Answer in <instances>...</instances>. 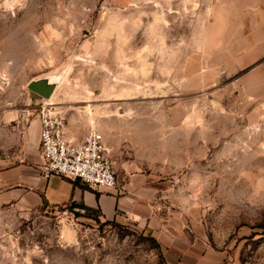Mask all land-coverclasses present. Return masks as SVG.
<instances>
[{
    "label": "rangeland",
    "instance_id": "rangeland-1",
    "mask_svg": "<svg viewBox=\"0 0 264 264\" xmlns=\"http://www.w3.org/2000/svg\"><path fill=\"white\" fill-rule=\"evenodd\" d=\"M47 78L137 206L0 201V264H264V0H0V171L39 164Z\"/></svg>",
    "mask_w": 264,
    "mask_h": 264
},
{
    "label": "built area",
    "instance_id": "built-area-1",
    "mask_svg": "<svg viewBox=\"0 0 264 264\" xmlns=\"http://www.w3.org/2000/svg\"><path fill=\"white\" fill-rule=\"evenodd\" d=\"M38 119L43 174L78 179L89 187L116 186L115 170L99 128L90 126L80 137L70 136L64 129V115L50 103L40 106Z\"/></svg>",
    "mask_w": 264,
    "mask_h": 264
},
{
    "label": "crops",
    "instance_id": "crops-1",
    "mask_svg": "<svg viewBox=\"0 0 264 264\" xmlns=\"http://www.w3.org/2000/svg\"><path fill=\"white\" fill-rule=\"evenodd\" d=\"M264 89V88H263ZM38 127L35 130V143L38 144ZM38 165L15 164L0 171V201L17 200L33 206L44 202L61 205L69 202L95 209L106 219L122 220L121 215L131 214L137 206L135 195L120 194L111 189L89 187L80 180L57 174L45 175L42 172V157L36 159Z\"/></svg>",
    "mask_w": 264,
    "mask_h": 264
},
{
    "label": "bare ground",
    "instance_id": "bare-ground-1",
    "mask_svg": "<svg viewBox=\"0 0 264 264\" xmlns=\"http://www.w3.org/2000/svg\"><path fill=\"white\" fill-rule=\"evenodd\" d=\"M37 81H39V80H37ZM41 82H42L43 90H45L47 92V95L44 96V101H45V103L52 104V101L51 100L49 101V99H51V97L53 96V91L55 90V87H56V79L55 78H47ZM49 89H50V91L48 92Z\"/></svg>",
    "mask_w": 264,
    "mask_h": 264
},
{
    "label": "water",
    "instance_id": "water-1",
    "mask_svg": "<svg viewBox=\"0 0 264 264\" xmlns=\"http://www.w3.org/2000/svg\"><path fill=\"white\" fill-rule=\"evenodd\" d=\"M31 87L39 92H41L42 94H44L45 96L47 95V92L45 90H43L42 88V82L41 81H33L31 83ZM50 91V89L48 90V92Z\"/></svg>",
    "mask_w": 264,
    "mask_h": 264
},
{
    "label": "trees",
    "instance_id": "trees-1",
    "mask_svg": "<svg viewBox=\"0 0 264 264\" xmlns=\"http://www.w3.org/2000/svg\"><path fill=\"white\" fill-rule=\"evenodd\" d=\"M46 203V202H45ZM83 207H85L84 205H83ZM88 209V208H87Z\"/></svg>",
    "mask_w": 264,
    "mask_h": 264
}]
</instances>
